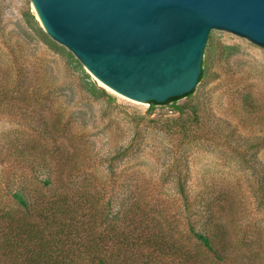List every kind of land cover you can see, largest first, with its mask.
Returning a JSON list of instances; mask_svg holds the SVG:
<instances>
[{"label": "rangeland", "instance_id": "1", "mask_svg": "<svg viewBox=\"0 0 264 264\" xmlns=\"http://www.w3.org/2000/svg\"><path fill=\"white\" fill-rule=\"evenodd\" d=\"M40 28L31 0H0V208H18L11 191L65 186L106 218L101 230L127 219L152 264H264V47L212 31L209 76L179 101L200 103L201 123L188 109L182 129L171 106L119 97ZM204 203L226 261L190 231L208 222Z\"/></svg>", "mask_w": 264, "mask_h": 264}, {"label": "water", "instance_id": "2", "mask_svg": "<svg viewBox=\"0 0 264 264\" xmlns=\"http://www.w3.org/2000/svg\"><path fill=\"white\" fill-rule=\"evenodd\" d=\"M37 21L97 80L164 104L199 84L212 31L264 47V0H31Z\"/></svg>", "mask_w": 264, "mask_h": 264}, {"label": "trees", "instance_id": "3", "mask_svg": "<svg viewBox=\"0 0 264 264\" xmlns=\"http://www.w3.org/2000/svg\"><path fill=\"white\" fill-rule=\"evenodd\" d=\"M40 32L48 47L65 50L42 28ZM215 48L216 43L209 37L199 84L209 76ZM69 56L74 57L72 53ZM96 90L94 85L93 91ZM196 92L197 87L191 93L172 98L164 104L151 102L150 113L159 106H171L172 111L180 114L178 127L186 129L187 123L181 120V116L189 109L196 124H200V103L179 104L182 99H192ZM50 181L48 176L45 184L48 186ZM181 191L184 195L182 186ZM40 194L38 197L21 189L11 191L18 208H0V264H152L154 251L137 250L140 239L133 236L135 228L127 226V219L121 220L122 225L110 224L103 231L101 228L106 218L99 221L91 208L87 211L90 200L85 197L76 198L65 186L56 188L53 196L48 199ZM187 207L191 209L189 203ZM216 209V204L204 203L202 212L209 215L208 222L200 229L191 226L190 231L195 240L218 261H226V236L221 223L214 221ZM129 222L135 225L133 217ZM112 245V248H116L114 253L109 251Z\"/></svg>", "mask_w": 264, "mask_h": 264}, {"label": "bare ground", "instance_id": "4", "mask_svg": "<svg viewBox=\"0 0 264 264\" xmlns=\"http://www.w3.org/2000/svg\"><path fill=\"white\" fill-rule=\"evenodd\" d=\"M98 81H99V80H98ZM99 82L102 83L101 81H99ZM102 85H104V87H107V89H109V90L112 91L113 93H116L114 90H112L111 88H109V87L106 86L105 84L102 83ZM116 94H117L119 97H122L123 99H126V100H128V101H132V102H134V103H139V102H136V101L130 100V99L124 97L123 95L118 94V93H116Z\"/></svg>", "mask_w": 264, "mask_h": 264}]
</instances>
